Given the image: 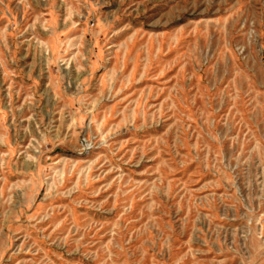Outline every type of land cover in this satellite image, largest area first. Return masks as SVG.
Masks as SVG:
<instances>
[{
	"label": "rangeland",
	"instance_id": "rangeland-1",
	"mask_svg": "<svg viewBox=\"0 0 264 264\" xmlns=\"http://www.w3.org/2000/svg\"><path fill=\"white\" fill-rule=\"evenodd\" d=\"M0 264H264V0H0Z\"/></svg>",
	"mask_w": 264,
	"mask_h": 264
}]
</instances>
